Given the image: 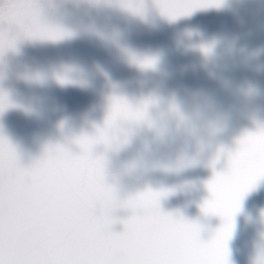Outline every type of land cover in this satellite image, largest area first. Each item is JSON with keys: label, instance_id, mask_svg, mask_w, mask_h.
Returning <instances> with one entry per match:
<instances>
[{"label": "water", "instance_id": "water-1", "mask_svg": "<svg viewBox=\"0 0 264 264\" xmlns=\"http://www.w3.org/2000/svg\"><path fill=\"white\" fill-rule=\"evenodd\" d=\"M40 3L45 18L72 35L56 42L22 38L15 50L0 54V91L17 105L0 113V133L27 164L50 145L93 132V125L102 124L111 96L133 103L154 99L148 110L151 126L125 124L130 129L127 143L106 152L108 181L129 194L146 187L171 189L161 208L205 224L206 239L220 224L199 208L208 196L204 182L213 174L210 161L221 145L234 148L245 130L264 124V0H251L242 9L235 0H222L219 7L198 9L175 21L161 16L153 0H143V16L120 8L115 0ZM0 17L3 28L12 32L30 22L9 0H0ZM202 47L210 51L205 54ZM129 53L155 58V67L139 68ZM226 54L227 74L238 82L231 93L218 88L215 79L225 69ZM76 58L90 68L75 63ZM100 62L111 70L101 69ZM180 67L183 72L176 70ZM57 77L74 82L60 84ZM201 86L212 89L214 103L199 94ZM38 92L54 96L61 106L34 103ZM104 151L97 146V153ZM180 161L193 163L176 170ZM223 167L221 159L216 170ZM129 214L126 209L114 212L117 218ZM122 227L117 222L113 230ZM228 249L230 264H256L264 252V179L243 198Z\"/></svg>", "mask_w": 264, "mask_h": 264}, {"label": "snow or ice", "instance_id": "snow-or-ice-1", "mask_svg": "<svg viewBox=\"0 0 264 264\" xmlns=\"http://www.w3.org/2000/svg\"><path fill=\"white\" fill-rule=\"evenodd\" d=\"M9 3L18 5L30 22L12 32L3 28L0 17V54L15 50L22 38L56 42L72 35L45 18L40 0ZM115 3L143 16V0ZM153 3L161 16L175 21L198 9L219 7L222 0ZM201 51L207 54L210 48ZM128 55L141 69L155 67V58ZM57 80L74 82L64 77ZM155 102L146 98L133 103L113 95L102 124L93 125V132L75 135L68 144L50 145L27 164L0 133V264H230L228 242L234 217L245 195L264 179V124L245 130L235 139L234 148L221 145L210 161L213 174L204 182L208 196L199 208L204 217H218L220 224L205 239V224L161 208V200L171 189L146 187L121 197L117 186L108 181L106 152L127 143L130 129L125 124L147 122L151 126L148 110ZM15 106L0 91V113ZM101 145L105 151L97 153ZM221 159L224 167L217 171ZM191 163L180 161L176 170ZM117 209L130 214L117 218ZM117 222L123 226L119 232L113 230ZM256 264H264V252Z\"/></svg>", "mask_w": 264, "mask_h": 264}, {"label": "clouds", "instance_id": "clouds-1", "mask_svg": "<svg viewBox=\"0 0 264 264\" xmlns=\"http://www.w3.org/2000/svg\"><path fill=\"white\" fill-rule=\"evenodd\" d=\"M236 2V7L237 8H244L246 5H248L251 0H235ZM227 62H228V57L226 54V58H225V69L215 77L216 79V84L218 86V88H220L221 90L225 91V92H234L235 89L238 87V82L233 81L227 74ZM75 63L77 64H81L83 65L86 69L90 68V66L87 64V62L79 60L78 58L75 59ZM97 63V62H94ZM101 64V69L103 70H108L110 71V67L107 64H103L102 62H100ZM92 71H96L97 69L92 68ZM178 72H183L184 69L183 67L177 68L176 69ZM241 91L245 90V86L243 85H239ZM199 94L206 99L209 103H214L216 101V96L214 94V92L212 91V89L208 86H201L198 89ZM34 103L39 104V105H43V106H61L60 102L57 98H55L54 96L51 95H42L41 93H36L35 99H34ZM119 195L121 197L125 196L126 193L122 192L118 189ZM253 215H256L255 210H253ZM259 217L257 216V220L259 221Z\"/></svg>", "mask_w": 264, "mask_h": 264}]
</instances>
